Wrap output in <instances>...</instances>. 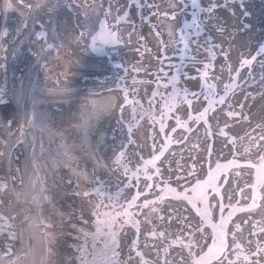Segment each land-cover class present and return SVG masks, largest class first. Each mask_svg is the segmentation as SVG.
Returning a JSON list of instances; mask_svg holds the SVG:
<instances>
[{
  "label": "snow or ice",
  "instance_id": "snow-or-ice-1",
  "mask_svg": "<svg viewBox=\"0 0 264 264\" xmlns=\"http://www.w3.org/2000/svg\"><path fill=\"white\" fill-rule=\"evenodd\" d=\"M235 2V0H234ZM241 8L244 6V0H239ZM47 9L48 19L43 21L39 16V11H37L36 17L33 19V25L30 28L28 19L25 17L19 26L15 30L17 37L22 35L25 31L27 35L25 40L29 42H37L43 40L44 43L40 45L39 53H33L37 58V63L40 62L42 54L46 53L49 49L53 47L52 44L48 43L49 38V29L51 33V38L53 40H58L63 33H73L77 29H80L79 35L75 36V40L80 43H85L90 41V46L96 51H102L105 45H118L121 43L120 35L117 31H113L112 25L108 23V17L111 15L112 7L109 4L107 8L104 7L103 2L98 5L92 6H82L76 5L77 8H84L83 14L79 12L75 13L76 23H72V17L70 16L67 21L61 23L59 20V15L61 14V9L66 7L70 11L72 9V3L70 0H64L62 3L61 0H40V3L35 5V9L43 10L41 8ZM135 6L142 14L145 8H152L154 5L149 3H141L140 0H130L128 5V11L124 12V16L131 17L132 6ZM179 5V13L173 11L171 14L168 12H159L152 13V15H159L164 19H171L175 21L178 15L183 14L189 7L193 9L191 12V19H184L181 21L178 28H172L169 26L168 29V44H171L177 52L179 60L178 63H169L168 67L173 69L171 75L169 72L164 71V68L161 67L159 71L163 73L164 77L168 78V82L161 85L159 77L156 79V89L151 94L149 100V105L152 111L145 112L143 105L140 104L139 100H129V90L127 88L119 89L123 93V103L115 105L113 110V98L112 97H99L96 100H86L84 111L82 113L83 123L80 126L83 132L82 142L88 143V148L85 150L86 154V163L92 165L90 172L91 182L97 187H93L90 191L85 192V196H90L93 193L99 196H107L109 199V204L105 207L116 208L120 199L126 200V206L120 205L119 211H93L92 215L97 219L95 221V232L88 233L92 236L93 241L95 242L96 238L103 235L106 237L104 247L99 251L98 254L94 255L93 258L89 261L87 259L81 258L83 264H114L115 257L118 255L117 249L120 246V231L123 230L125 225H131L137 231V237L132 243L138 246L139 244V232H140V222L133 217L136 213L132 212L131 209L134 207L143 208L146 201L143 200V204H138V201L142 196H147L153 188L159 190V192H164L166 188L171 187L170 185L164 183L163 187L156 183V180L160 178V168L159 164H163L164 160L162 157H165V153L170 150V146L175 143L180 144L182 141L187 142L190 139L188 134L192 133L195 130H198L199 126L204 127L205 136L208 138L217 137L223 138L225 146L230 145L232 149L233 160L238 156V143L247 141V146L245 147L246 152H251L253 148L258 149L262 144H264V123L257 124L255 128H252L250 131H246L243 136L238 134L230 135L229 134V125L227 122L220 125L219 118L222 115H225V109H231L232 106L229 103L231 98V93L237 89L244 90L245 85L252 81L257 83L255 75L252 72L253 65L258 62L260 73L258 84L261 88H264V43H260L257 51L250 58L244 57L239 61V65L233 68L231 65H228L229 80L223 85L222 91H217V86L213 83H209V70L215 68V61L218 56L222 57L224 61H227L229 52L225 50L221 44L215 43L212 36V30L215 29L220 33H226L227 28L221 26V16L217 14V10L221 7L228 8L227 0L223 5H220L215 2V0H210V3L207 7L201 5L200 0H178V3H170L171 8H176ZM11 4H6L5 9H11ZM29 9H32V6H29ZM233 15L235 12L233 11ZM245 16L250 15L247 12H244ZM101 16L103 18H101ZM226 23V22H225ZM97 25L99 26L97 29ZM38 27L40 30L34 32L33 29ZM227 27H233L232 25H227ZM251 25L244 24L243 28H250ZM9 34V29L6 27L2 35L7 36ZM157 37L161 36L160 32H156ZM35 36V40H33ZM201 38H203V43H201ZM144 39V37H141ZM161 44H164V41L161 40ZM168 44H164L165 49L168 47ZM195 48L196 52L199 53L201 50L207 53L206 62L203 63V68H196V71L199 74V79L202 81L199 90H190L187 86L181 85V77L183 76L184 80H195L197 77L187 75L185 69L187 65L182 63L185 59L192 62V65L200 64L201 61L197 59L195 55H191L192 48ZM259 58V59H258ZM165 59H170L165 57ZM123 68V65H121ZM245 69H248L247 75H242L245 72ZM126 70V69H125ZM223 70V66L222 69ZM134 71L139 72V68H135ZM234 73V74H233ZM215 79H219L216 77ZM107 80V78H105ZM135 82V81H134ZM103 83V82H102ZM141 83H150V81H141ZM35 85L30 81L28 85L21 84L19 92H13V98L17 100V103L24 106L27 100H31L32 111L28 113L25 111V123L30 124L33 129H36L43 133L48 131V139L51 142H55V139L58 135L57 132L49 130L48 121L51 118L48 114L36 112V107L41 100H38L34 95ZM163 87L165 89L171 88V91L161 92L158 89ZM66 92L71 90H65ZM106 91H113V89H107ZM7 93L3 90H0V103H8L7 99L4 97ZM158 98V100H157ZM71 103V101H69ZM159 103V117L156 115V104ZM194 103L197 105H202V108L194 107ZM139 105V119L138 109ZM182 105H187L186 116H181L177 113L182 111ZM243 108V105L240 106ZM129 108V114L125 116V109ZM115 112V123L118 126L117 129H114L112 132V139H116L115 132L119 131L123 135V139L119 144L117 149L115 146H108L109 150L103 152L102 149L106 145V133L104 130L99 129L98 126L93 123V121H98L105 113L112 114ZM243 116L242 112H237L234 110L226 111V117L232 118L234 121L239 120ZM151 120L154 127L153 135V144H152V155L150 159H144L139 155L138 152L132 151L129 152L128 149L133 145H137L136 139H134V129L138 126L140 120H145V118ZM247 119V117H243ZM169 121L174 122V126L169 124ZM213 121H215V129L213 126ZM9 126L11 121L8 122ZM158 125V128L156 127ZM170 129V131H169ZM182 131L185 135L182 136L179 140H176L174 135L177 131ZM257 130L259 134L256 135ZM19 132L23 133V126L19 129ZM156 135L162 136V142L157 146ZM63 137L61 136V140ZM26 143L24 139H16L13 142L9 143L10 148H22ZM37 145L39 147V153L41 159L46 157H51V150L46 149L44 145V136L41 135L38 141H33L30 145L32 152L37 151ZM65 148V144L61 143L57 146V151L60 152L61 149ZM209 163L206 175L203 178L197 177L194 183H186L182 186L183 193L187 197H191L193 192L196 190V186L204 185L205 192L209 197V207L213 208L215 213L217 210L219 212L218 218L215 214L214 219L219 220L224 218L225 212L227 215L231 212V205L224 203V190L217 184L219 191H214L212 187L207 186L211 183V176L209 175L210 171L213 168H218L222 164L215 162L213 167V162L211 161L212 149L209 147ZM126 157H131L132 159L137 160V166L135 170L129 168L130 161ZM122 167V175L126 178V183L122 186H118L115 194L113 195L110 191L105 190V185L107 181L102 176H97V170L104 172L107 170L109 172H115L116 167ZM241 167L247 166L246 164H241ZM19 170V169H17ZM147 181L145 184L144 191L140 190L139 181L141 178ZM188 175H194V165L189 170ZM184 175H178L177 180H184ZM78 182V179H77ZM161 183H163L161 181ZM227 182H225L226 184ZM2 186V185H0ZM181 186L176 187L177 191ZM134 189V194L130 198L125 197V191ZM79 195V193H74ZM116 202L113 203L112 201ZM187 202V201H185ZM102 203L97 204V208L102 206ZM199 207V202H197ZM127 218V219H125ZM87 223V221H84ZM151 236L155 237L154 233H150ZM15 239V236L12 237ZM95 246V243H93ZM84 251L85 249H81Z\"/></svg>",
  "mask_w": 264,
  "mask_h": 264
},
{
  "label": "bare ground",
  "instance_id": "bare-ground-1",
  "mask_svg": "<svg viewBox=\"0 0 264 264\" xmlns=\"http://www.w3.org/2000/svg\"><path fill=\"white\" fill-rule=\"evenodd\" d=\"M40 0H36L39 2ZM49 2V0H47ZM112 3H116L118 0H111ZM36 2L33 0H4L2 8L4 9V14L8 16H12V18L19 20L21 17H29L30 11H34L31 14L35 16L37 14V9H35ZM216 3L223 5L225 0L215 1ZM170 3H178L177 0H159L157 3H154L156 6L152 8L149 16L144 19H140L141 22H145L146 24L143 26V31H149L150 35H155L158 31L161 33V36L164 40H169L167 35L169 26L172 28H177L178 17L175 21L169 19H164L159 15H152V13L159 12H168L171 14L173 11L179 13L180 8L177 6L176 8H171ZM207 3V2H205ZM228 8L221 7L217 10V14L221 16V26H225L227 28L226 33H220L215 29L212 30V35L218 44L222 43L223 48H226L229 52L228 60L235 61L237 57L250 58L257 51L254 48V44L260 40L259 30H261V18H260V7H257L256 0H244V6L241 8L239 0H227ZM6 4H11V9H5ZM32 6V9H29V6ZM43 8V5H41ZM105 8H107L105 6ZM233 11L235 15H233ZM45 19H48V12L45 8ZM244 12L249 13L250 15L245 16ZM61 18V23L67 21V13L64 9H61V14L59 15ZM179 16V15H178ZM36 17V16H35ZM34 17V18H35ZM32 18V17H31ZM16 21V20H15ZM158 21L162 24V29L157 26ZM226 22V23H225ZM248 24L251 25L250 28L244 29L243 25ZM12 26V23L10 22ZM227 25H232L233 27H227ZM37 27L34 28L36 30ZM141 29V27H140ZM24 36V33L19 37H15L14 43H18L20 39ZM132 37L135 36L134 34ZM162 39V40H163ZM150 42V46H152V42ZM215 42V43H216ZM158 41H154L152 47L149 49V53L146 54L143 61V68L140 70H145V72H152L157 62L161 64H169L176 63L174 58V47L169 50V54L164 52L163 47L164 44H167L164 41V44L157 46ZM162 53L160 60L157 59L159 56L156 55L155 51ZM165 49V47H164ZM167 50V48L165 49ZM191 55H195L197 59L200 61V56L207 57L206 54L197 55L195 48H192L190 53ZM93 56L102 55L100 51L94 50L92 52ZM178 56V55H177ZM168 57L170 59H165ZM64 61V58L61 57ZM259 59V58H258ZM141 60L137 55H133L130 59L131 63L137 62ZM186 60V59H185ZM218 61L223 62V58L217 59ZM216 62L217 68L220 67V63ZM65 62V61H64ZM78 64H74L76 68V72L73 78H70V82H60V85L56 88H48L46 91H42L39 96L35 95L38 100L46 101L49 99V95L52 93L59 92L62 94L66 89L67 90H76L78 93H70L69 91L66 98H68L69 110L68 112L71 114H75L78 111V107L73 105L75 101H86V100H96L99 97H112L113 104L112 108L114 110L115 105L118 102V96L116 92L106 91L107 89H112L111 87H107L106 85L102 86V84L98 83L95 79L98 75L101 74L100 67L95 63L94 60L87 59L83 62L77 61ZM187 68L185 69L187 75L195 77L196 68H198V64L195 67L192 65V62L187 60ZM259 66L258 62L253 65V67ZM138 68V67H135ZM159 68V67H158ZM160 69V68H159ZM260 70V68L258 67ZM218 71V70H217ZM217 71H212V75L214 77H219ZM28 72L31 73L30 68ZM219 72V71H218ZM247 72V70L245 71ZM253 74L255 75L257 83H253L249 81L247 85H245L244 90L237 89L231 96L232 104L235 106H239L243 104V110L248 111L250 115V119L254 118H263L264 117V88H261L258 84L259 75H256V69H252ZM260 71L257 73L259 74ZM244 75H247L245 73ZM198 76V75H197ZM24 81V80H23ZM22 83L24 85H28L29 82H32V79L29 77ZM92 81V82H90ZM18 86V90L8 89V93L6 96L8 97V103H0V155L3 156L0 158V172H4L5 174L11 175L10 185L4 190L3 197L8 198L11 197L13 202L11 203L9 210L12 211V214H16V217L21 218L19 221L18 227V237L16 244L14 247L8 244V240L5 238L0 239V264H44V260L47 259V256L50 258L54 257V247H53V231L48 227L50 224L48 220L49 212L57 211V204L53 199L52 187L43 183L41 180L42 171L40 167L42 164L45 165L44 172L48 174L52 170H56L57 166L65 165L71 168V172H76L79 178V190H83L91 181L90 174L87 169L84 168L83 161L81 160V153L79 152L80 146L84 145L85 149L88 148V143L82 142L83 132L81 130V125L83 120L77 121V126L79 128V136H75L76 141L66 142L65 148L61 149V153L56 155L48 146L46 141L44 140V145L46 149L51 150V157H46L45 159H41L39 153V147L37 145V151L35 153L32 152L30 145L33 141H38L41 137L40 134L33 133L30 124L25 123V111L30 113L32 111L31 100H27L25 105L22 106L17 103V100L13 98V92H19L21 88V84ZM33 83V82H32ZM182 84L187 86L189 89H196L197 87V79L195 80H182ZM92 90V91H90ZM97 91H99L97 93ZM58 94V93H57ZM62 101L65 97L62 95ZM5 98V97H4ZM67 99L64 101L66 102ZM42 102L39 103L36 107V112L38 114L45 113V106L42 105ZM45 109V110H44ZM112 114L105 113L103 117H101L98 121H93L99 129L104 130L105 126H110L112 122ZM18 121L19 127H15V121ZM221 121L229 120L230 123V131L234 134H240L243 132L249 124L247 121H244V118L241 117L239 120H233L232 118H227L226 114L220 117ZM11 121L9 126L8 122ZM260 121V120H258ZM23 126V133L19 132V129ZM140 133L139 137L142 138L145 143V134L143 132V127L139 128ZM70 131L67 132L69 136ZM24 139L28 143L24 146V157L21 165V173L18 175L22 179V182L16 183V177L13 173V168L10 164V153L12 148L9 147V143L13 142L16 139ZM264 156V154H263ZM77 164L81 165L83 168H77ZM100 171V170H97ZM104 172H109L104 170ZM111 174V172H110ZM79 202L83 205L84 213L86 212V207L84 206L85 201L83 198H78ZM81 226H77V229H80Z\"/></svg>",
  "mask_w": 264,
  "mask_h": 264
},
{
  "label": "rangeland",
  "instance_id": "rangeland-1",
  "mask_svg": "<svg viewBox=\"0 0 264 264\" xmlns=\"http://www.w3.org/2000/svg\"><path fill=\"white\" fill-rule=\"evenodd\" d=\"M105 1V0H104ZM157 1H159V0H140V2L141 3H145V2H149V3H152V2H157ZM210 1V0H209ZM70 2L72 3V8L75 10V12H73L72 13V16L74 17L75 16V13H77V12H79L81 15L83 14V11H84V8L83 7H81V8H77L76 7V5H82V6H92V5H94L92 2H87V3H82V0H70ZM74 2H76L77 4H75ZM102 2V0H96V3H95V5H98V4H100ZM109 2H111V0L109 1ZM129 3H130V0H118V7H119V9H118V11H117V14L118 15H121L125 10H127L128 11V5H129ZM110 4V3H109ZM111 4H112V2H111ZM110 4V5H111ZM113 5V4H112ZM153 5V4H152ZM117 7V8H118ZM151 9V8H150ZM150 9L149 8H145L144 10H143V16H146V14H147V12L148 11H150ZM132 11L133 12H135L136 13V15H138V14H140L141 16H142V14H141V12L139 11V10H137L136 8H135V6L133 5L132 6ZM183 16H184V14H183ZM186 16H188V15H186ZM185 17V16H184ZM75 18V17H74ZM130 17H127V18H125V20L124 21H122V20H119V22H117L116 24H117V28L119 29V31L120 32H122L123 34H125L126 32H127V30L128 29H131V27H132V22H130V19H129ZM137 17L134 15V19H136ZM125 21H127V22H125ZM72 23L73 24H75L76 23V19L75 20H73L72 19ZM262 26H263V29L261 30V33H260V39H263L264 40V21H263V18H262ZM123 27H125V28H123ZM135 28H136V26H134ZM123 28V29H122ZM127 28V29H126ZM38 30H40V29H38ZM9 39L10 40H12V36H10L9 37ZM49 39H51V36H50V34H49V38H48V40ZM8 41V46H10V44H11V41ZM201 40L203 41V38H201ZM74 41V40H73ZM127 41H128V38H127ZM75 43H74V45L75 46H73V50H78L79 49V51H81L82 52V48L85 46V44H86V42L85 43H80V42H78V41H74ZM129 42V41H128ZM129 44V43H128ZM259 44L260 43H256V44H254V47H255V49L256 48H258V46H259ZM28 47H30L32 50H35V51H39V49H40V43H39V41H37V42H34V43H32L30 46H28V45H24V46H21V50H23V49H25L26 51H27V49H28ZM8 49V48H7ZM72 50V51H73ZM257 50V49H256ZM24 51V50H23ZM123 53H124V51H122L121 50V48H118V49H113V50H109L108 51V55H106V56H104V57H101L100 58V61H99V63H100V65H101V67H102V70H106V72H108V71H111L112 70V68H115V71L116 72H118V73H127L128 74V72H129V70L130 69H134V68H130V66H129V64H128V62L124 59V56H123ZM72 55H74V54H71V57H72ZM23 56V59H21V57ZM26 55H21V56H19V54L18 53H15L14 54V56H13V58H12V62H11V68H12V70L13 71H15L21 64H22V60H24V57H25ZM4 60V59H3ZM47 64H51V65H53V61H52V59L50 60V58H47ZM71 64V63H70ZM121 65H123V68L121 67ZM2 63L0 62V82H2L3 80H5V79H8V72H9V69H7L8 70V72L6 73V69L5 70H3L2 69ZM238 65H236L235 67H237ZM55 67H56V64H55V62H54V65H53V68L55 69ZM125 67H127V68H125ZM235 67H233V68H235ZM169 68V67H168ZM200 68L202 69L203 68V62H202V64H200ZM126 69V70H125ZM170 69V68H169ZM245 71H246V69H245ZM171 73L173 72V69H171V71H170ZM131 73V72H130ZM226 73H228V75H226V78L227 79H229V72H228V70H226L225 71V74ZM246 72H244V73H242V75H244ZM127 74H126V77L124 78V79H122L123 81H120V82H122V85H123V87H127V89L129 90V95L130 96H132V99L133 100H141L142 102H143V104H144V106H146V108H147V110H149L150 109V105H149V100H150V98H151V94H152V92L154 91V90H157L156 89V85H153L152 83H141L140 81H142V80H137V78H138V75L136 74V73H131V75H128L129 77H127ZM234 74V73H233ZM146 75V74H145ZM145 75H143V77L145 78ZM225 78V79H226ZM133 80V82H128L127 83V80ZM136 79V81L134 82V80ZM61 79H59V81H60ZM64 81H69V79H68V77L67 78H65V80ZM107 81H110V82H112V81H114V79H111V80H107ZM216 79H214L213 80V83H215L216 84ZM222 82V80H219V87L217 88V91H222V89H223V87L222 86H220V83ZM224 82V81H223ZM130 83V84H129ZM140 83V84H139ZM138 84H139V86H138ZM121 85V86H122ZM3 86H1L0 85V90H4V89H6V87H3ZM149 88H151V89H149ZM161 89H163L162 87H160L158 90L160 91ZM171 90V88L170 89H164L162 92H168V91H170ZM75 91V90H74ZM120 93V92H119ZM157 100H158V98H157ZM61 105V104H60ZM63 105V104H62ZM64 116H65V114L63 115V114H61V116H60V118H59V120H61V118H64ZM264 121V120H263ZM264 123V122H263ZM69 128V130H71V132H72V129L74 128V126H73V124L71 125V126H69L68 127ZM250 131V130H249ZM259 134V130H257V132H256V135H258ZM76 136V134H75V132H72V134H71V137L73 138V137H75ZM71 138V139H72ZM74 140V139H73ZM65 140L64 139H62L61 140V136L59 135V136H57L56 137V139H55V142H54V147L55 146H58L59 144H61V143H63ZM246 143H247V141H245ZM53 143V142H52ZM253 150H257L256 148H253ZM4 182V176H3V174H1L0 173V185H2V186H0V187H3V188H5L6 187V184H4L3 183ZM67 184L69 185V186H72V188H73V186H74V181L73 182H67ZM72 188H69V189H71L72 190ZM8 198H10V197H8ZM8 198H6V199H3L2 198V195H1V192H0V212H2L3 214H9V213H7V211H6V209L8 208V206L11 204L10 203V199H8ZM8 216V218H9V220H10V224H12L13 223V220L15 221V218L14 217H11L10 215H7ZM0 219H1V216H0ZM10 226H5L3 223H1L0 222V230L1 229H4V228H9ZM56 263H58V262H60V263H62L63 261H60L58 258H56V261H55Z\"/></svg>",
  "mask_w": 264,
  "mask_h": 264
},
{
  "label": "flooded vegetation",
  "instance_id": "flooded-vegetation-1",
  "mask_svg": "<svg viewBox=\"0 0 264 264\" xmlns=\"http://www.w3.org/2000/svg\"><path fill=\"white\" fill-rule=\"evenodd\" d=\"M232 183H233V181H228L222 187L223 190H224V199H227L229 193H231L232 190H233V196L237 195V188L239 186H241V184L239 183L238 185L234 186ZM248 193H250V192H248ZM229 197H231V195H229ZM231 203L232 202H230L229 204L231 205ZM211 212H212L213 215H215V214L218 215V210H217V213H215L214 209L211 208ZM239 230H240L239 229V225L231 226V227H229L227 229V247H226V251H227V255L228 256L234 257L237 254L246 253V252H244L242 250V246H241L242 242H240V240L236 236V233Z\"/></svg>",
  "mask_w": 264,
  "mask_h": 264
}]
</instances>
